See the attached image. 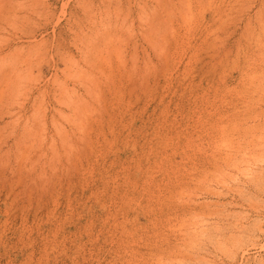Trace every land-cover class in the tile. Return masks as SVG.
Returning <instances> with one entry per match:
<instances>
[{"label":"rangeland","instance_id":"rangeland-1","mask_svg":"<svg viewBox=\"0 0 264 264\" xmlns=\"http://www.w3.org/2000/svg\"><path fill=\"white\" fill-rule=\"evenodd\" d=\"M0 264H264V0H0Z\"/></svg>","mask_w":264,"mask_h":264}]
</instances>
